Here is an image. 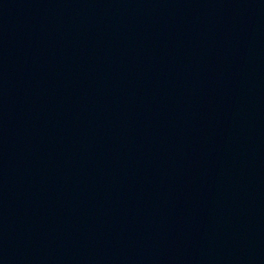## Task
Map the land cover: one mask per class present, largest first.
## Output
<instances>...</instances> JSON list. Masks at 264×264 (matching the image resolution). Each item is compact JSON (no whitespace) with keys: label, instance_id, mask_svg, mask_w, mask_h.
Here are the masks:
<instances>
[{"label":"water","instance_id":"95a60500","mask_svg":"<svg viewBox=\"0 0 264 264\" xmlns=\"http://www.w3.org/2000/svg\"><path fill=\"white\" fill-rule=\"evenodd\" d=\"M0 264H264V0H0Z\"/></svg>","mask_w":264,"mask_h":264}]
</instances>
